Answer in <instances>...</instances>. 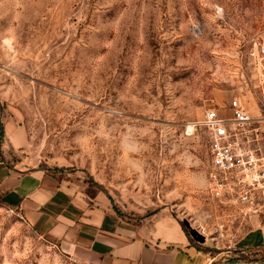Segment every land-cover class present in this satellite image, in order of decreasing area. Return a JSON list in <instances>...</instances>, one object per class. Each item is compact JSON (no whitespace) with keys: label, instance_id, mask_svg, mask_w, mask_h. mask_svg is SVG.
<instances>
[{"label":"rangeland","instance_id":"rangeland-1","mask_svg":"<svg viewBox=\"0 0 264 264\" xmlns=\"http://www.w3.org/2000/svg\"><path fill=\"white\" fill-rule=\"evenodd\" d=\"M262 47L264 0H0V117L25 129L28 166L121 217L163 212L223 257L262 259L239 247L252 217L208 193L192 127L233 96L264 113ZM0 264L85 263L0 197Z\"/></svg>","mask_w":264,"mask_h":264},{"label":"crops","instance_id":"crops-1","mask_svg":"<svg viewBox=\"0 0 264 264\" xmlns=\"http://www.w3.org/2000/svg\"><path fill=\"white\" fill-rule=\"evenodd\" d=\"M26 140L19 123L0 117V197L75 260L85 264H264V258L222 256L232 250H198L178 221L163 212L136 224L121 217L100 194L87 195L45 168L28 166L23 154ZM251 217L239 247L258 252L264 249V221Z\"/></svg>","mask_w":264,"mask_h":264},{"label":"built area","instance_id":"built-area-1","mask_svg":"<svg viewBox=\"0 0 264 264\" xmlns=\"http://www.w3.org/2000/svg\"><path fill=\"white\" fill-rule=\"evenodd\" d=\"M192 127L207 135L210 196L239 205L245 215H264V113L251 116L233 96L206 109Z\"/></svg>","mask_w":264,"mask_h":264},{"label":"water","instance_id":"water-1","mask_svg":"<svg viewBox=\"0 0 264 264\" xmlns=\"http://www.w3.org/2000/svg\"><path fill=\"white\" fill-rule=\"evenodd\" d=\"M181 224H182L181 227L184 230V233L186 234L188 240L193 244L195 248L201 251H216V250L219 251L220 250L219 248H216V247L205 248V247L200 246L205 243V240H206L205 236L202 233H200L198 230H196L195 228H192L188 220L186 219L182 220Z\"/></svg>","mask_w":264,"mask_h":264}]
</instances>
